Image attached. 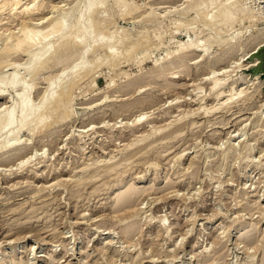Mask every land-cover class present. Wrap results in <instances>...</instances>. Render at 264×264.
<instances>
[{
    "label": "rangeland",
    "instance_id": "374dc122",
    "mask_svg": "<svg viewBox=\"0 0 264 264\" xmlns=\"http://www.w3.org/2000/svg\"><path fill=\"white\" fill-rule=\"evenodd\" d=\"M63 1L47 0L32 26L87 7ZM200 1L107 0L97 34L142 48L88 53L78 78L74 50L41 73L36 104L49 82L73 87L42 130L19 135L18 157L0 156V264H264V6L238 0L206 19L191 12ZM13 10L0 14V54L31 25ZM17 90L0 111L17 107Z\"/></svg>",
    "mask_w": 264,
    "mask_h": 264
},
{
    "label": "bare ground",
    "instance_id": "6f19581e",
    "mask_svg": "<svg viewBox=\"0 0 264 264\" xmlns=\"http://www.w3.org/2000/svg\"><path fill=\"white\" fill-rule=\"evenodd\" d=\"M14 1H12V0H0V14L3 13L5 10H7V8H11V9L14 8L13 13L15 12L18 14V16L23 17V19H25V17H26V20L29 19V21L30 20H32V21H31V25L29 27H26V25L28 23L25 25V28L22 27L23 30H22V34L20 36L19 35L15 36L14 33L13 34L11 33L12 38L13 39L15 38V42H13L14 41L13 39H12L13 41H11L14 44H12L10 46V44L8 43L9 46H8V48H6L7 47V45H6L5 50H2V48H1L2 53L0 54V69H2L4 67L3 65H6V63H5L6 60L12 56L20 55L21 53L30 55L28 62L23 66V68L21 70L17 67L11 78H8L7 76H2L0 78V96L2 97L4 91L9 87L18 88L17 97L19 99L17 107L15 106L16 108L14 107L13 110L8 109V106L6 107V105H5V106H2L1 111H0V156H4L3 158L5 161L10 160L12 158V156L18 157L19 154H16V153L13 154L14 150H11V149L18 148L15 152L22 151L24 149L23 146L20 144L19 135L29 128H31L29 130V132H31V133L34 132L35 130H39V129L42 130V128H44V126H46L47 123H49V122H47L48 121V115H54V116L58 115L60 108L62 107L61 104L63 103L64 100H67L69 93H70L69 90L70 91L72 90V87H73V85H71L72 83L70 84L71 86L64 84V81H66V78L63 79L64 81L60 80L59 83H57L56 88L54 87L53 81L51 83L49 82V85H47L49 88L46 90V92H44L43 95H41L40 103L39 104L34 103L31 94L37 86L36 80L41 75V73H43L44 70H47L48 68H50V66L52 64H53V66L54 65L57 66L60 64L65 65L64 63H66L68 61V58H69L70 54H72V51L77 50L79 52L81 51V53H80L81 57H80V59L77 58V59H79L78 60L79 63L77 65L75 64L76 65L74 67L75 70L72 71V74H73L74 78H78L81 75V71L85 70V68L86 69L88 68L87 66L83 67L84 65H82V62L84 59L83 56L88 55V53L91 54V53L99 52V54H100V52H103V53L108 54L110 51H115V52H117V54H120V51L124 50V48H125L127 54L129 55V57H131L132 54H134L136 51H138L140 48H142L141 47L142 42L137 43L138 41H135L136 43H134L133 45H128V47H126V41H128V40L130 41L128 33L126 35V37L128 36L127 37L128 40H126V37H125V38H119L117 41H115L117 38L111 36L112 32L109 34V36H107L109 32L107 34L103 32L106 36L103 34H102L103 36L98 35L99 33L101 34V32H99V30L100 29L102 30L104 28L103 24H102L103 20L104 19L107 20L106 18L101 20L102 19L101 14L107 13V12L102 13L105 10V8L107 7V0H80V1H77V3L72 2L75 4L74 8L75 7L79 8L80 6H87L85 10L81 11V13L76 18V20H74L75 16L71 15V13L69 12V13L65 14V17L60 19V20L59 19L56 20L53 18H52L53 20L50 18H49V20H47L48 17H47V19H44L45 18L44 17L42 20H44L46 22L48 21V23L45 24L46 22L45 23L40 22L42 25L41 24H40L41 26L37 25V27H35V26L33 27L32 22L36 21L37 20L36 18L39 17L38 15H40V13H42L43 7H45L47 0H29L26 3H22L19 0L18 1L14 0ZM70 1H72V0H66L65 2H70ZM123 1L124 0H115V3L117 4V6H119L121 3H123ZM123 4H125V3H123ZM238 4H239L238 0H207V1L198 2L195 6H193L190 9H191V12L195 11L198 15L202 14L201 15L202 17L204 14V18H206V19H207V16H208L210 10H213V11L216 10L220 16H222V17L226 16L225 18H227L228 9H230L232 7H234V9H235V7L238 6ZM189 6H190V4H189ZM237 12H238V10H237ZM230 13L231 12H229V14ZM234 13H236V12H234ZM240 13H242V12H240ZM205 14H206V17H205ZM214 17L216 18V16H214ZM204 18H203V20H204ZM231 18H233V17H231ZM207 21L209 22L210 19ZM105 22L106 21H104V23ZM180 24H181V22H180ZM88 27L91 30L90 34H91V38L93 41L92 42L91 40H89V41H91L89 43H93V47L86 49V42L88 41V39H86L88 37L87 36ZM103 31H104V29H103ZM115 35H117V34H115ZM52 37H53V39H55L57 37L56 38L57 40L55 39L56 42H54V40L51 39L50 41H52L54 43H49L47 40H49ZM45 42H48V43H45ZM131 43H133V42H131ZM199 48L200 47L197 46V48L194 49V52H200L201 54L203 52H205L203 49L198 50ZM27 55H25V56L27 57ZM113 55H115L114 52H113ZM72 57H74V56H72ZM111 57H112V54H111ZM120 57H122V56L119 55V57H117V55H115V57L113 58V61H112V62H114L113 63L114 65H115L117 59H120ZM97 62H99V61H97ZM183 62L184 61L182 60L181 64ZM172 64H174V63H172ZM12 65H14V64H12ZM239 65H241V64H239ZM80 66H82V67H80ZM169 66H171V65H169ZM162 67H164V65H161L160 67L158 66L159 70H161ZM6 68H7V66H6ZM164 68H162V69H164ZM167 68H165V70H167ZM22 70L25 71L24 74L20 73V71H22ZM66 73L67 72L64 71L61 77H63ZM154 73L155 72H153V74ZM26 78H29V79L31 78V80H30L31 82L28 83L26 81ZM71 80L72 79L70 78L69 81L71 82ZM72 81H74V80H72ZM226 83L227 82L223 79L222 80H214L213 85H212V90H219L222 87H224ZM65 85H67V86L65 87ZM232 92H234V91H232ZM222 94L220 93V91L218 92L217 100H219L222 97ZM241 94H238V95L234 94V95L230 96L229 101H231V100L234 101L235 96H241ZM229 101H227V102H229ZM225 103H223V104H225ZM17 112L20 115L19 119L16 115ZM143 119H145V118L140 119L139 122H142ZM16 124H17V126L13 127ZM11 138L14 139L13 142L8 141ZM40 155H42V154H40ZM0 160H1V158H0ZM254 167H258V164L254 163L253 170H254ZM247 172H249V171H247ZM241 176H243V175H241ZM71 180H73V179H71ZM247 227L248 226L242 227L240 229V233L243 232V230L246 229ZM75 240H77V239L75 238ZM237 241H239V240H237ZM39 257L43 258V256H39Z\"/></svg>",
    "mask_w": 264,
    "mask_h": 264
},
{
    "label": "built area",
    "instance_id": "2783aa9c",
    "mask_svg": "<svg viewBox=\"0 0 264 264\" xmlns=\"http://www.w3.org/2000/svg\"><path fill=\"white\" fill-rule=\"evenodd\" d=\"M257 5L264 6V0H257L256 1V6Z\"/></svg>",
    "mask_w": 264,
    "mask_h": 264
}]
</instances>
